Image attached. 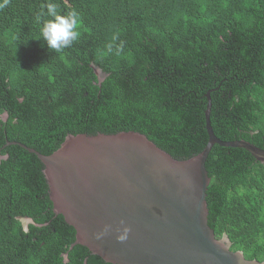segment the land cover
Returning <instances> with one entry per match:
<instances>
[{
  "label": "trees",
  "instance_id": "1",
  "mask_svg": "<svg viewBox=\"0 0 264 264\" xmlns=\"http://www.w3.org/2000/svg\"><path fill=\"white\" fill-rule=\"evenodd\" d=\"M50 4L80 18L78 39L59 52L41 31ZM209 91L215 135L264 149V0H7L0 264H110L73 246L76 231L53 210L42 162L11 142L51 155L69 135L138 132L187 160L209 140ZM206 168L217 238L264 262V164L245 149L215 145Z\"/></svg>",
  "mask_w": 264,
  "mask_h": 264
},
{
  "label": "water",
  "instance_id": "2",
  "mask_svg": "<svg viewBox=\"0 0 264 264\" xmlns=\"http://www.w3.org/2000/svg\"><path fill=\"white\" fill-rule=\"evenodd\" d=\"M206 98L209 140L187 160L174 159L138 132L69 135L51 155L10 144L42 162L53 210L76 231L73 246L86 247L106 263L264 264L232 251L228 237L217 238L209 225L206 163L213 147L245 149L262 164L264 149L219 139L211 125L210 91ZM125 228L130 231L120 242Z\"/></svg>",
  "mask_w": 264,
  "mask_h": 264
},
{
  "label": "clouds",
  "instance_id": "3",
  "mask_svg": "<svg viewBox=\"0 0 264 264\" xmlns=\"http://www.w3.org/2000/svg\"><path fill=\"white\" fill-rule=\"evenodd\" d=\"M7 4V0H4L0 7H4ZM48 14L52 16V19L44 21L42 28L43 39L47 42L48 48L55 50L57 52L61 51L63 48L68 47L73 41L77 40L79 37V32L76 30L79 26V14L73 10L67 15H59L56 13L55 5H48ZM37 21L41 20V16H37ZM109 50H111V45H109ZM130 229L125 228L123 233L120 234L117 239L123 242L127 239V235ZM107 232V228L105 229ZM103 235V234H101Z\"/></svg>",
  "mask_w": 264,
  "mask_h": 264
},
{
  "label": "rangeland",
  "instance_id": "4",
  "mask_svg": "<svg viewBox=\"0 0 264 264\" xmlns=\"http://www.w3.org/2000/svg\"><path fill=\"white\" fill-rule=\"evenodd\" d=\"M27 224H26V222H25V226H26Z\"/></svg>",
  "mask_w": 264,
  "mask_h": 264
}]
</instances>
